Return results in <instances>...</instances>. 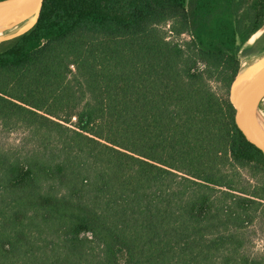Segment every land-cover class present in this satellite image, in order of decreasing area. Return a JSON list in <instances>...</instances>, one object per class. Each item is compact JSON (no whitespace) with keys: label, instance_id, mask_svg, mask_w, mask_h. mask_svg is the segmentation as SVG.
I'll return each instance as SVG.
<instances>
[{"label":"trees","instance_id":"obj_1","mask_svg":"<svg viewBox=\"0 0 264 264\" xmlns=\"http://www.w3.org/2000/svg\"><path fill=\"white\" fill-rule=\"evenodd\" d=\"M263 25L264 0H48L0 41V123L36 139L0 150V264H263L229 100Z\"/></svg>","mask_w":264,"mask_h":264},{"label":"water","instance_id":"obj_2","mask_svg":"<svg viewBox=\"0 0 264 264\" xmlns=\"http://www.w3.org/2000/svg\"><path fill=\"white\" fill-rule=\"evenodd\" d=\"M48 0H0V34L16 31L7 40L28 31L37 21L42 7ZM26 29L23 28L28 25ZM264 34V25L248 40L253 45ZM263 55L256 56L262 57ZM255 58V57H252ZM229 100L234 108V121L246 142L264 158V131L253 120L254 110H260L264 100V58L251 68L241 71L229 89Z\"/></svg>","mask_w":264,"mask_h":264},{"label":"rangeland","instance_id":"obj_3","mask_svg":"<svg viewBox=\"0 0 264 264\" xmlns=\"http://www.w3.org/2000/svg\"><path fill=\"white\" fill-rule=\"evenodd\" d=\"M27 27H29V24L19 29V31L22 29H26ZM162 28L165 30L166 36H170V24H164ZM15 32L16 31L0 34V40L10 37ZM176 39L187 40L188 36L183 35L182 37H176ZM263 58L264 56L244 60L241 64L240 70L245 71L251 68ZM213 86L220 94L223 92L221 87L216 85V83H214ZM35 140L36 139L33 138L32 134H30L27 129L21 126L15 127L14 129H6L0 123V150L2 152L25 155L35 147ZM250 236L252 241L248 245L249 247H247L245 253L252 258L262 261L264 264V221L257 223L251 229Z\"/></svg>","mask_w":264,"mask_h":264},{"label":"bare ground","instance_id":"obj_4","mask_svg":"<svg viewBox=\"0 0 264 264\" xmlns=\"http://www.w3.org/2000/svg\"><path fill=\"white\" fill-rule=\"evenodd\" d=\"M252 117L253 120L257 122L264 131V115L261 114L259 111L254 110V112L252 113Z\"/></svg>","mask_w":264,"mask_h":264}]
</instances>
